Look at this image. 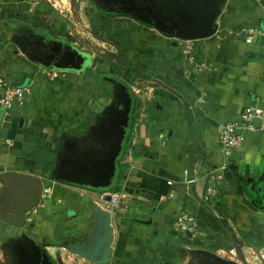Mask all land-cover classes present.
Here are the masks:
<instances>
[{
  "label": "crops",
  "instance_id": "1",
  "mask_svg": "<svg viewBox=\"0 0 264 264\" xmlns=\"http://www.w3.org/2000/svg\"><path fill=\"white\" fill-rule=\"evenodd\" d=\"M97 17L86 29L42 0H0V76L4 87L27 89L23 104L0 107V215L15 218L7 211L39 194L23 225L0 219V264H237L220 257L231 230L264 251V209L248 198L264 204V121L232 153L219 136L246 107L264 106L261 5L225 0L215 34L190 54L152 26ZM242 27L255 30L251 43L233 34ZM110 47L117 63L104 59ZM124 75L153 85L142 114ZM133 100L131 147L122 151ZM124 186L152 195L127 194L108 210L106 197Z\"/></svg>",
  "mask_w": 264,
  "mask_h": 264
},
{
  "label": "rangeland",
  "instance_id": "2",
  "mask_svg": "<svg viewBox=\"0 0 264 264\" xmlns=\"http://www.w3.org/2000/svg\"><path fill=\"white\" fill-rule=\"evenodd\" d=\"M44 2H47L49 6L53 9V14L60 16L62 19H64L68 23H84L86 26V29H90V23H95L94 20H92L93 16H98V20H102V18L105 16L107 12L112 14V17L107 18L108 20H128L135 23H141L142 20H147V23H155V18L151 16V12H159L163 9H166L168 11L163 12L168 15L174 14L178 11H182L186 8L187 14H193L194 9V2L193 0H42ZM210 1V0H206ZM137 2V3H135ZM199 3H203V0H198ZM150 3V4H149ZM152 4V5H151ZM185 5V6H184ZM156 7V8H155ZM186 7V8H183ZM120 8L124 9H136L134 12L137 14L134 19L127 15V12H121ZM124 10V11H127ZM119 13H125V15H119ZM104 15V16H103ZM141 16V17H140ZM173 15L172 17H174ZM142 17L144 19H142ZM106 19V17H104ZM171 18V16L167 17V21ZM111 22V20H110ZM114 22V21H113ZM111 22V23H113ZM120 21L119 23H121ZM170 23V21L168 22ZM183 24V23H182ZM143 25V24H142ZM84 26V27H85ZM89 26V27H87ZM90 37V36H89ZM98 36H95L94 38H97ZM93 38V39H94ZM99 38V37H98ZM88 39L87 41H90V44L87 45L90 46L89 48H92L93 52L101 51V48H95L92 46L97 45L94 40ZM98 40V39H96ZM99 41V40H98ZM98 47V46H97ZM109 52H105L104 56L106 60H108V64L117 63V61H113L111 58H115L116 53L115 49H112L111 47L108 48ZM99 56V52H97ZM112 56V57H111ZM109 58V59H108ZM111 73V70H110ZM116 73V72H115ZM116 75V74H113ZM125 76V75H124ZM118 78L129 86L130 91L133 93V95L140 96L141 100L143 101L139 104L140 110L139 113H144L146 111L145 109V103L146 102H154V94L152 90L150 89L152 84L143 83L140 81L138 84H133V81L130 80L129 77H120ZM142 95V96H141ZM149 99V100H148ZM150 103V102H149ZM124 108H122L123 110ZM126 111V109H125ZM124 111V112H125ZM127 114V112L125 113ZM125 116V115H124ZM140 119V118H139ZM228 240L224 242V249L225 252H220V257L229 259L235 261L237 264H264V251L259 249L260 247L258 245H252V244H244V240L241 237H237L234 235L233 231H229V234H227ZM246 259V261H245Z\"/></svg>",
  "mask_w": 264,
  "mask_h": 264
},
{
  "label": "built area",
  "instance_id": "3",
  "mask_svg": "<svg viewBox=\"0 0 264 264\" xmlns=\"http://www.w3.org/2000/svg\"><path fill=\"white\" fill-rule=\"evenodd\" d=\"M262 7L264 11V3L262 0H256ZM263 27H264V17H263ZM234 35H243L245 37L246 43H251L252 38L255 34V30L249 27H242L239 31H233ZM197 40H181L179 42L180 49L184 54L192 53L194 48V43ZM44 75L48 78L57 77L56 72H44ZM0 88L3 89L2 94H0V107L7 110L16 105L23 104L26 98L27 89L20 88L17 86H7L4 87L3 80L0 76ZM254 120L264 121V106L258 104L250 105L246 107L239 118L231 123H227L222 126L220 132V143L222 150L226 153H232L234 150L238 149L244 142V131L250 128H253ZM240 130L241 133L237 134V131ZM224 169V168H223ZM194 179H188L186 181L187 185L192 184ZM215 175L213 171H210L208 187L206 189V194L211 199H214L217 196V188L215 186ZM170 185L171 182L169 181ZM109 201L104 202L105 207L110 211H117L121 208V205L125 203L127 199V194L124 192L121 193H111L108 195ZM189 222H194L193 217L185 219ZM190 233L192 228H186ZM65 250V248H62ZM264 258V257H263ZM246 261V259H245Z\"/></svg>",
  "mask_w": 264,
  "mask_h": 264
},
{
  "label": "water",
  "instance_id": "4",
  "mask_svg": "<svg viewBox=\"0 0 264 264\" xmlns=\"http://www.w3.org/2000/svg\"><path fill=\"white\" fill-rule=\"evenodd\" d=\"M225 0H210L206 1L203 0V3L197 2V4H194L193 14H189L186 16V22L183 24H175L172 26V30H164L160 27H153L156 31L160 32L161 34L165 35L166 37H174L178 40H199L204 39L207 37L212 36L215 34L217 29V23L216 20L221 13L222 5ZM195 3L196 1L193 0ZM261 120H254L253 124L260 125ZM241 131L238 130L237 134H240ZM112 167V165H111ZM112 169L108 175H106V180L109 181V179H112ZM107 183V182H106ZM38 189V188H37ZM35 189V190H37ZM38 191V190H37ZM37 191H34L35 195H33L31 201L25 203L20 208L15 209H9L7 213L12 214V216H16L15 218L7 215L5 216V213L0 215V219L3 221H6L8 223H12L15 225H23L24 223V214L30 212V210L34 209L38 205L39 200V194ZM122 191L126 194L132 195L134 197H144V198H150L152 195V192L145 189V188H130L127 186H124ZM106 201H109V196L106 197ZM65 249L69 250V247L66 246ZM74 254V252H72ZM214 258H217V256L212 255ZM86 258V256L84 257ZM220 260V259H219ZM224 261V260H220ZM224 262L232 263L230 261L225 260Z\"/></svg>",
  "mask_w": 264,
  "mask_h": 264
},
{
  "label": "flooded vegetation",
  "instance_id": "5",
  "mask_svg": "<svg viewBox=\"0 0 264 264\" xmlns=\"http://www.w3.org/2000/svg\"><path fill=\"white\" fill-rule=\"evenodd\" d=\"M195 1L196 2L194 4L196 5L198 0H195ZM135 3H137V2H135ZM183 8H186V7H183ZM120 9L123 10L121 12H127V15L131 16L133 19L137 15V14L134 13L136 11V9H134L135 11L132 10V9L127 10L128 8L127 9L120 8ZM187 9L188 8H186V9H184L182 11H178V12H176L174 14H171V15L163 13V12L168 11V10L163 9V8H162V11H159L157 13L149 11L151 13V16L155 18V23H147L148 22L147 20L146 21L142 20L141 23H139V24H143L144 26H148V27H151V26L152 27H157L158 26L160 28H163L164 30H172V26L173 25H175V24H180L181 25L182 23L186 22ZM124 10H127V11H124ZM106 15L112 17V14L109 13V12H107ZM119 15H125V13H119ZM173 15H175V16L172 17ZM107 16H104V17H107ZM168 16H171V18L167 21V17ZM107 18H109V17H107ZM142 19H144V18L142 17ZM110 20H113V19H110ZM169 21H170V23H168ZM134 108L135 109L137 108L135 100L132 101L131 112L129 113V120L130 121H129V124H128V128L126 129L125 138H124V141H123L122 151H124V150L126 151L127 148L131 147L129 144L131 143L130 134H131L132 128L134 126V124H133V109ZM127 140H129V143H128ZM119 177H120V175H118V173H117L116 176H115V179H114V183L116 185L118 184V182L120 183Z\"/></svg>",
  "mask_w": 264,
  "mask_h": 264
},
{
  "label": "trees",
  "instance_id": "6",
  "mask_svg": "<svg viewBox=\"0 0 264 264\" xmlns=\"http://www.w3.org/2000/svg\"><path fill=\"white\" fill-rule=\"evenodd\" d=\"M104 16V15H103ZM105 16H107L106 14H105ZM107 17H109L110 18V16H107ZM134 113H137V111H136V109L134 108L133 109V114ZM135 118V117H134ZM133 124H134V121H133ZM192 127H193V129H194V138H195V136H196V129H195V122L194 121H192ZM128 141V143H129V140H127ZM229 166V168H230V170H231V172H232V174L240 181V183H242L243 185H244V190H245V182H244V180L235 172V170H234V167L233 166H231V165H228ZM118 169H119V171L120 172H123V171H125L126 169H127V165H122V166H120V168L118 167ZM120 172H118V175H120V177H119V180H120V178H121V173ZM120 173V174H119ZM118 185H119V182H118ZM120 186V185H119ZM248 198H249V201H250V204H251V206L253 207V208H256V209H264V204H258V203H256L255 201H254V199L249 195L248 196Z\"/></svg>",
  "mask_w": 264,
  "mask_h": 264
}]
</instances>
